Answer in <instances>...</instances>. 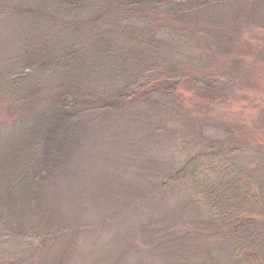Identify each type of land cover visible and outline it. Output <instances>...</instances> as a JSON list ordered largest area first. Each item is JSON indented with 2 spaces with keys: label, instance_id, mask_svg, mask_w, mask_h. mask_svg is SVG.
I'll use <instances>...</instances> for the list:
<instances>
[{
  "label": "rangeland",
  "instance_id": "rangeland-1",
  "mask_svg": "<svg viewBox=\"0 0 264 264\" xmlns=\"http://www.w3.org/2000/svg\"><path fill=\"white\" fill-rule=\"evenodd\" d=\"M28 1L0 0V66L30 39V27L23 30ZM94 1L109 3L115 29L124 24L123 35L109 37L110 48H126L128 58L143 61L136 65L143 77L154 67L178 70L165 83H179L176 95L183 99L175 110L151 103L98 119L77 157L41 198L37 216L12 228L16 236L26 235L0 243V262L256 264L236 255L195 193L194 184L208 174L207 161L192 167L191 184L164 179L200 147L222 152L211 170H239L245 191L239 199L245 209L239 211L252 224L245 229L260 237L257 263L264 264V0H210L183 17L159 14L157 3L134 5L133 13L117 0ZM148 7L155 11L145 15ZM13 102L0 99V142L20 117L34 119L35 101H23L21 111L11 108L9 115Z\"/></svg>",
  "mask_w": 264,
  "mask_h": 264
},
{
  "label": "trees",
  "instance_id": "trees-1",
  "mask_svg": "<svg viewBox=\"0 0 264 264\" xmlns=\"http://www.w3.org/2000/svg\"><path fill=\"white\" fill-rule=\"evenodd\" d=\"M151 3H157L159 14L183 17L207 7L210 0H117L129 9L125 12L133 13L135 10L130 9L134 5ZM109 7L108 2L94 0L28 1L23 30L30 27V39L0 66V99L14 101L7 108L9 115L11 108L16 113L21 111L23 101H35L30 112L34 119L28 123L20 117L0 142V243L6 238L24 237V233L16 236L12 232L20 225L17 220L37 216L41 198H47L62 168L77 157L98 119L119 118L151 103L179 108L183 99L176 95L179 83H165L168 78H176L173 72L178 70L170 66L157 71L160 67H154L151 76L143 77L136 67L143 61L128 58L126 48H110L109 37L116 39L118 31L123 35L120 26L124 24L118 22V29L109 24ZM149 9L143 11L145 15L155 11ZM112 29L117 32L111 35ZM221 156V151L199 147L186 165L167 173L164 179L167 184H191L195 181L192 167L207 161L208 174L194 184L195 193L218 222L225 240L236 249V255H245L242 261L258 264L260 237L245 229L251 223L239 211L245 209L239 202L245 192L240 172L234 167L211 170V164ZM24 207L29 208L23 211Z\"/></svg>",
  "mask_w": 264,
  "mask_h": 264
}]
</instances>
